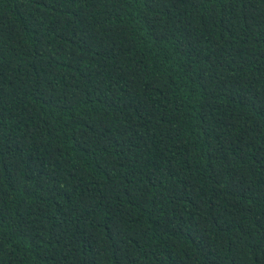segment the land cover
Here are the masks:
<instances>
[{"label":"trees","instance_id":"16d2710c","mask_svg":"<svg viewBox=\"0 0 264 264\" xmlns=\"http://www.w3.org/2000/svg\"><path fill=\"white\" fill-rule=\"evenodd\" d=\"M0 264H264V0H0Z\"/></svg>","mask_w":264,"mask_h":264}]
</instances>
